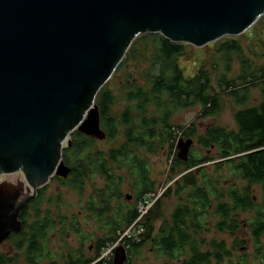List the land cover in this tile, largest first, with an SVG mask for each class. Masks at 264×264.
<instances>
[{
	"label": "water",
	"instance_id": "water-1",
	"mask_svg": "<svg viewBox=\"0 0 264 264\" xmlns=\"http://www.w3.org/2000/svg\"><path fill=\"white\" fill-rule=\"evenodd\" d=\"M263 14L264 0H0V244L21 230L38 188L69 176L70 133L107 137L96 96L136 35L204 46ZM193 143L180 138L178 158ZM127 262L119 244L113 264Z\"/></svg>",
	"mask_w": 264,
	"mask_h": 264
},
{
	"label": "trees",
	"instance_id": "trees-1",
	"mask_svg": "<svg viewBox=\"0 0 264 264\" xmlns=\"http://www.w3.org/2000/svg\"><path fill=\"white\" fill-rule=\"evenodd\" d=\"M260 19L264 21V15ZM141 34L138 35L143 43L146 45L150 43L152 46L150 66L145 75L147 87L134 82L135 80L130 81L127 92V100L130 104L121 113V121L111 112L114 94L110 88L103 86L95 100L99 106L102 127L107 131V137H116L118 125L122 122L125 126L126 141L118 147H111L104 151L95 146V137L75 130L71 133L70 144L63 148V159L71 167V172L66 178L54 176L60 183L79 192L84 188L86 177L89 174L99 173L105 178V191L109 193L108 203L98 215L105 216L103 221L110 231L109 235H104L97 241L98 254L104 252L112 244L118 243L117 240L121 236H123L122 244L128 252L137 253L144 241L140 234L136 236L129 232L125 234L128 228L140 223L143 212L140 204L142 206L149 204V199L156 190L155 181L149 175L147 160L134 149L154 153L159 144L164 145L166 141H173L175 124L172 123V118L180 106L199 102L209 112H217L220 109L219 97L212 96L209 91L211 81L206 73L199 72L198 75L190 78L184 75L177 61L184 50L181 43L183 41H174L160 32ZM132 43L133 40L115 72L120 71L130 59L136 56L137 51ZM221 51L229 54L232 51H240V48L234 40H228L221 44ZM241 60L243 73L233 79H228L223 75L218 83L224 89L229 90L238 103L246 104L251 84L240 85L237 80L240 78L247 81L251 78L253 83L257 81L252 79L254 71L251 65L247 60L243 58ZM226 69L229 71V63ZM151 105L155 107L153 113H150ZM235 119L237 129H228L216 124L210 125L204 133L197 137L198 143L208 150L217 147L219 157L228 163L235 175L241 176L251 184H261L264 188V100L259 104L246 105L238 109L235 112ZM194 132L193 128L186 130L187 135L190 136H193ZM188 160L185 164L190 167L202 163L205 158L193 157L191 153ZM180 163L184 162L180 161ZM119 164H124L128 173L116 172L115 168H118ZM128 177L133 180L132 186L137 195V202L127 206L123 204L111 206L112 198L124 197L121 186L126 183ZM182 179H190L194 191L192 196L187 197L188 202H183L174 210L169 229L165 232L162 229L156 239L158 250L167 255L179 252L185 244L190 247L194 246L195 240L191 239L190 230L200 231L201 220L204 217L202 213L210 210L209 195L212 193V186L208 181L206 182L207 172L203 171L200 178L183 175ZM228 197L230 202L220 200L215 207V213L221 218L216 226L220 229H235L238 226L237 216L233 215L239 210L246 211L256 208L253 229L256 237L259 238L264 232V192L260 204H256L254 195L249 191L241 193L236 188L229 190ZM40 199L39 192L36 199H33L22 210L21 230L12 233L9 237V239L13 236L20 237L17 249L25 253L29 264H41L40 261L45 255V248L41 241L46 238L48 230L55 225V221L48 214L41 216ZM73 227L80 232L76 224ZM225 250L220 243L215 244L214 250L208 251V254L200 249H193V256L188 260V264H209V254L220 258ZM93 260V257L86 258L81 249L77 254L70 253L65 262L52 260L45 264H91ZM12 262H14L13 257L0 253V264H12ZM93 263L113 264V255L109 259L103 257ZM127 264H133L130 258Z\"/></svg>",
	"mask_w": 264,
	"mask_h": 264
},
{
	"label": "rangeland",
	"instance_id": "rangeland-1",
	"mask_svg": "<svg viewBox=\"0 0 264 264\" xmlns=\"http://www.w3.org/2000/svg\"><path fill=\"white\" fill-rule=\"evenodd\" d=\"M259 19L241 34H227L204 46L181 42L184 50L177 61L183 69L184 75L190 78L198 75L199 72L206 73L211 81L209 91L212 96L219 97L220 109L217 112H209L199 102L180 106L172 118V123L175 124L173 141H166L164 145L159 144L154 153L134 149L147 160L149 175L155 181L156 190L150 197L149 204L146 206L140 204V209L143 211L140 223L125 231V234L129 232L133 236L140 234L144 239L137 253L128 252V258L133 264H180L184 252L191 255L193 249L213 251L214 245L217 243H220L226 250L220 258L212 256L210 264H264V232L258 238L253 229L256 208L246 211L239 210L238 214H234L233 216H237L238 224L235 229L218 228L216 224L221 218L215 213V207L220 200L230 202L228 194L229 190L233 188L241 193L249 191L254 195L256 204H260L264 192L263 185L251 184L241 176L235 175L230 170L228 163L219 157L217 147L208 150L197 140V137L213 124L228 129H237L235 112L246 105L259 104L264 100V21ZM228 40H234L240 51H232L229 54L221 51V44ZM132 45L137 51L136 56L130 59L120 71L114 72L104 84V87L110 88L114 94L111 112L120 121L121 113L130 104V101L127 100L130 81L135 80L134 82L147 87L145 75L150 66L152 46L150 43L147 45L143 43L139 35L133 39ZM242 58L251 65L254 71L252 79L257 81L253 83L251 78L247 81L240 78L237 80L240 85L251 84L246 104L238 103L229 90L224 89L218 83L219 78L223 75L228 79H233L243 73ZM228 63L230 64L229 71L226 69ZM154 108L153 105L149 107L150 113H153ZM191 128L195 130L193 136L186 133V130ZM124 131L125 126L121 122L118 125L116 137L95 138V146L104 151L120 146L126 141ZM69 137H72L71 133ZM182 137L185 140L189 137L194 139L189 154L192 153L193 157L205 158V161L188 167L185 163L189 160L184 161L178 158L177 142ZM180 161L184 163L181 164ZM115 171L128 173L124 164H119ZM203 171L208 174L206 182L208 181L212 186V193L209 195L210 210L202 213L204 217L201 220V230H190L191 239L195 240L194 246L190 247L185 244L179 252L167 255L158 250L156 239L162 229L164 232L169 229L174 210L183 202H188L187 197L192 196L194 191L190 179L184 180L182 176L200 178ZM16 174L22 180V174L19 172ZM17 177L15 178L18 181ZM4 179H6L5 174H1L0 182ZM132 183L133 180L128 177L126 183L121 186L124 197L121 199L112 198L111 206L115 207L119 204L127 206L137 202V195ZM105 184V178L99 173H95L86 177L81 192L60 183L55 177L39 189L40 214L41 216L48 214L55 221V225L48 230L46 238L41 241L45 248L41 264L52 260L65 262L70 253L77 254L81 249L86 258H94L93 262H97L103 257L110 258L112 248L108 251L105 249V253L98 254L96 251V243L99 238L109 235L110 231L103 221L105 216L98 215L108 203L109 193L105 191ZM74 224L80 228V232L76 231L73 227ZM122 238L123 236L118 238V243L113 246L122 244ZM19 240L20 237L17 236L5 240L0 244V253L13 257L12 264H29L25 253L17 249ZM93 262L91 264H94Z\"/></svg>",
	"mask_w": 264,
	"mask_h": 264
},
{
	"label": "flooded vegetation",
	"instance_id": "flooded-vegetation-1",
	"mask_svg": "<svg viewBox=\"0 0 264 264\" xmlns=\"http://www.w3.org/2000/svg\"><path fill=\"white\" fill-rule=\"evenodd\" d=\"M19 173H23L22 171H20ZM6 176V178L8 177V175H5ZM41 188V187H40ZM40 188H38V191H39V189ZM26 191H28L27 189H26ZM39 193V192H38ZM38 193H37V195H38ZM33 199H36V195L34 196V197H32V199H30L28 202H27V204H26V206L33 200ZM25 206V207H26ZM25 207H23L22 208V210L25 208ZM22 210H21V213H22ZM21 213H20V216H21ZM237 214L239 213V211H237L236 212ZM20 219H21V217H20ZM195 229H197V228H195ZM201 229V228H200ZM199 231V230H198ZM211 243V242H210ZM201 250V249H200ZM203 251V250H202ZM209 251H211V250H209ZM204 253H206V254H208V251L207 250H205V251H203ZM212 252V251H211ZM193 256V253L191 254V255H189V253L188 252H184L183 253V258L180 260V264H188V260H190L191 259V257ZM213 255L212 254H209V256H208V258H210L209 259V264H210V262H211V257H212Z\"/></svg>",
	"mask_w": 264,
	"mask_h": 264
},
{
	"label": "built area",
	"instance_id": "built-area-1",
	"mask_svg": "<svg viewBox=\"0 0 264 264\" xmlns=\"http://www.w3.org/2000/svg\"><path fill=\"white\" fill-rule=\"evenodd\" d=\"M115 244H116V243H115ZM115 244H112L111 246H109V247L107 248V251H108V249L110 250V248H112L111 251H110V252H111V255H109L110 258H111V256L114 254V249H115V247H114L113 245H115ZM107 251H106V252H107ZM104 253H105V252H104Z\"/></svg>",
	"mask_w": 264,
	"mask_h": 264
},
{
	"label": "bare ground",
	"instance_id": "bare-ground-1",
	"mask_svg": "<svg viewBox=\"0 0 264 264\" xmlns=\"http://www.w3.org/2000/svg\"><path fill=\"white\" fill-rule=\"evenodd\" d=\"M15 177H17L16 175H15ZM17 179H18V177H17ZM117 244V243H116ZM104 255V254H103Z\"/></svg>",
	"mask_w": 264,
	"mask_h": 264
}]
</instances>
